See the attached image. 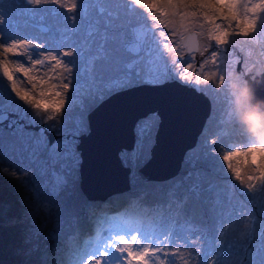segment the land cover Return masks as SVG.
<instances>
[{
  "label": "snow or ice",
  "instance_id": "1",
  "mask_svg": "<svg viewBox=\"0 0 264 264\" xmlns=\"http://www.w3.org/2000/svg\"><path fill=\"white\" fill-rule=\"evenodd\" d=\"M7 2L0 0V76L15 98L31 110V114L25 112L21 116L16 113V120H9L8 113L0 105V124L8 121V127L13 132L32 124H41V132L51 131L58 137L55 144L46 145L45 150L49 153L46 160L38 161L36 154L30 153L28 164L21 167L19 164L6 165L0 159V177L14 182V186H9L12 188L10 194L0 192V220L19 229L18 252L24 256L39 255L38 247L33 245L39 246L50 239L44 224L48 220L47 213H51V206L56 203L45 197L32 176L38 174L45 178L44 187H50L58 199L63 193L83 197L78 189L79 158L75 145L93 131L92 101L103 102L134 87L157 90L179 84L203 93L206 89L199 86L212 85L222 89L232 79L243 86L249 76L252 79L256 77L252 69L245 68L226 81L225 75L220 73V58L227 55L233 37H248L258 28H264V0H127L125 6L139 10L144 17L151 37L154 34L159 38V46L164 53L162 66L159 58H154L152 43L146 45L139 32L134 33L131 26L123 24L117 11L104 6L106 0H79V3L70 0L68 4L64 0H24L27 5L53 4L65 10L64 18L69 27L55 43L23 37L5 27L7 17L4 5ZM190 26H198L207 32V46L203 50L195 49L203 58L198 64L192 55L195 41L183 35L191 30ZM181 40L184 41L183 48L178 46ZM49 44L51 50L46 47ZM184 48L188 49L187 53H184ZM33 49L37 50L38 58H33ZM16 57H24L27 62ZM85 59L88 67L81 70L79 62ZM209 64L217 70L203 72ZM84 73L88 77L87 86L81 84ZM259 75L264 80V65ZM77 93L84 96V102L73 118L71 101ZM239 106L242 110L253 111L247 97L239 98ZM151 115L159 119L155 110ZM240 115L241 112L234 107L233 119L244 128ZM248 118L253 122L257 119L255 115ZM33 119L35 123L30 122ZM140 131L150 135L151 129L142 125ZM207 143L208 155L219 157L215 147L219 141L209 138ZM241 158L247 168L244 175L238 167ZM20 159L22 161L23 157ZM119 159L130 173V180L135 181L142 164V153L121 152ZM58 162L60 173L56 170ZM221 162L225 171L230 173V178L238 182L240 195L256 204L261 213L260 218L252 216L253 227L247 230L245 242L228 243L226 255L236 257L237 264H264V141L256 138L251 146H238L235 150L228 147ZM218 197L219 193L211 186L203 187L201 184H192L179 197L174 196L179 202L177 211L180 213L185 212V202H192L209 205V212L219 217L216 207ZM216 225L219 235L223 230L219 227V219ZM115 227L123 230L119 224ZM206 233L207 230L203 239L200 236L194 238L199 243L188 241L191 250L184 258V264H209V258H214L215 264H233L231 260L220 259L225 256L224 241L220 240L216 245L219 250L214 251L213 240ZM142 240L130 231L126 234L117 231L116 237L108 236L98 241L95 248L84 249L78 256V264H176L179 252L167 249L166 245L172 243V238L166 231L159 234L145 232ZM30 264H57V260L54 256L49 260L45 252L42 260L30 261Z\"/></svg>",
  "mask_w": 264,
  "mask_h": 264
},
{
  "label": "rangeland",
  "instance_id": "2",
  "mask_svg": "<svg viewBox=\"0 0 264 264\" xmlns=\"http://www.w3.org/2000/svg\"><path fill=\"white\" fill-rule=\"evenodd\" d=\"M77 2L79 3V0H77ZM64 3L68 4L70 0H64ZM126 3L127 0H106L104 6L117 11L121 22L125 25H128L132 21L145 24L144 17L140 11L130 6L126 7ZM4 11L7 17L5 27L18 32L23 37H35L39 41L45 43H55L59 41L65 29L69 27L68 22L64 18L65 10L58 5L41 4L35 6L27 5L24 3V0H19V2H17V0H8L4 5ZM90 12L94 13V10L90 9ZM44 26L46 30H40L39 27ZM190 28L191 30L189 32H184L183 35L185 36L191 32L195 33L197 41L196 48L203 50L208 44L206 29L202 30L198 26H190ZM141 29H143V27H141ZM180 31L183 32L182 29ZM232 40L233 43L228 47L227 55L220 58V73L225 75L226 81L229 77L239 75L245 68L250 69L253 66H256L257 73H259L262 65H264V28H258L257 32L250 34L248 37H233ZM144 42L146 45L152 43L154 58H159L162 66L164 63V53L159 46V38L155 37L154 34L151 37V33L146 30ZM178 46L183 48L179 42ZM46 47L51 50L50 44L46 45ZM41 51H43V49H41ZM184 53H182V55ZM144 54L146 53H142V55ZM32 55L33 58H38L36 49L32 50ZM192 55L195 56L197 64L203 59L198 52L192 53ZM205 56H207V53H205ZM15 59L24 61V57H16ZM79 64L81 70L88 67L87 59L80 61ZM216 70L215 67L209 64L203 69V72L211 73ZM189 74L192 73L189 72ZM87 83V73H84L81 77V84L87 86ZM199 87L206 89L203 93H205L211 101L212 113L207 118L209 125L204 127V132L198 136L196 145L193 149L186 152L181 162L180 169L176 174L178 175L180 173V180L176 183H171V178L163 181H153L169 182L171 187L167 191L164 189V191L157 185L149 187L146 183L140 182L138 179L141 178L138 174L137 179L131 181L129 173L127 187L129 190L136 191V196L140 198V206L144 205L147 208L159 207V205L162 206L161 211L166 212L165 217H167V219L165 222H161L158 225L159 233L166 231L169 237V234H171L175 228L177 229L175 234H180L181 237H175L174 234L173 237H170L172 238V243L166 245L168 250H177L179 252V255L175 258L176 264H184V260L180 259V257L184 258L185 251L188 247L181 239L182 232L180 230L182 227L187 228V233H191L192 243H199L200 241L194 238L200 236V238L203 239L204 231L207 230L206 234L213 240L214 251L219 250L216 245L220 240H223L225 256L220 259L231 260L233 264H237L236 257H228L226 255L227 244L231 242H236L237 244L245 242L247 230L253 227L252 216L255 215L260 218L261 213L257 205L251 200L248 199V202L254 204L252 209H250V205L244 204V197L239 193L238 182L230 178V173L225 171L221 161L222 155L226 152L228 147L235 150V147L238 146H251V143L256 138L249 133L245 134V126L241 128L234 121L232 112L234 107L236 108L237 106L234 103L235 95L233 96V92L229 85L222 89H216L212 85H202ZM71 102L73 104L71 115L74 118L78 115L79 106L84 102V96L81 93H77ZM98 102V100L92 101V103L95 104ZM0 105H2L4 111L8 113L9 120H16V113H20L21 116H23L25 112L31 114V110L28 109L23 102L15 98L3 77L0 78ZM256 114L258 116H264V114L257 111ZM30 122L35 123V119ZM18 123L23 124L24 121H19ZM157 123L158 120L150 114L147 118L140 120L134 128L135 145L130 151L142 153V162L144 163L150 156V149L154 143ZM233 123L236 125L234 126ZM142 125L150 127V135L141 134L140 128ZM41 127V124H32L23 130L17 129V131L13 132L8 127V121H4L0 124V147L3 148V151L0 152V159H2L3 163L6 165L19 164V166L23 167L28 164V156L30 153H35L38 161L48 159L49 153L45 150V147L46 145L53 144L58 137L51 131L47 133L41 132ZM51 136H53L52 140L50 139ZM209 138L219 141L215 146L220 153L219 157H210L208 155L209 145L207 141ZM76 145L75 152L79 158L80 164V154L76 149ZM121 152L127 151L123 150ZM21 156L23 157L22 161L20 159ZM144 163L141 164V167ZM238 167H240L242 175L247 173V168L243 164V158H241V163ZM56 170L58 173L61 172L59 162L56 165ZM166 175H169V173L164 171V175L161 176ZM77 178L79 180V173H77ZM32 179L34 183H37L41 187L42 192L48 200L56 201V203L51 206V213H47V209H45V212L48 214V220L45 222L44 228L46 233L50 235V239L39 246L33 245V247H38L39 255L35 253L37 261L42 260L46 252L49 260L52 259L53 256L56 258L57 264L74 263L78 254L84 250L82 247L86 243L89 244L91 234L95 229L98 228L101 223L105 224L108 221L110 222L112 212L97 206L96 203L92 205L91 202L87 200V196H85L86 200L84 204L78 208L74 203L77 197L70 196L68 193H63L58 199L57 195L51 191L50 187H44L43 180L45 178L40 177L38 174H34ZM48 179L50 180V177ZM192 184H201L203 187L211 186L216 193H219V203L223 201L226 205L224 208L222 207L225 215L223 214L221 218L220 216L217 217L214 212H209V205H201L192 202H185L184 213L178 212L177 208L179 207V202L174 196L179 197L180 194ZM10 185L14 186V182H11L6 177H0V192L10 194L12 191V188L9 187ZM88 195L92 196L91 193H88ZM112 196L113 195L109 196V200H112ZM221 196H223V199H220ZM105 202L114 203L115 201ZM237 213H239V215H237ZM217 219L220 221L219 227L223 229L219 235H217ZM189 229H193L195 232L193 236V231H189ZM71 235L75 238L69 242ZM185 236L186 234H183V237ZM206 243L207 241L205 240V244ZM67 247H69V250ZM190 250L191 248H189L185 257L188 256ZM209 264H215V259L209 258Z\"/></svg>",
  "mask_w": 264,
  "mask_h": 264
},
{
  "label": "water",
  "instance_id": "3",
  "mask_svg": "<svg viewBox=\"0 0 264 264\" xmlns=\"http://www.w3.org/2000/svg\"><path fill=\"white\" fill-rule=\"evenodd\" d=\"M127 26H131L134 33L139 32L144 40L147 29L143 23L132 21ZM39 28L46 30L45 27ZM184 37L195 41L192 52L195 53V33L191 32ZM135 38L134 36L133 39ZM178 42L184 46L183 40ZM184 52L187 53L188 49L184 48ZM250 69L256 74L255 79L251 76L247 79L252 92L250 106L259 111L261 105L258 102L264 101V80L257 73L256 66ZM153 110L159 114L154 143L148 160L139 168L137 174L144 181H163L178 173L186 152L193 149L198 136L203 134L204 124L211 111V102L205 93L179 84L157 90L134 87L98 102L92 114L93 131L79 139L76 145L81 159L78 170L79 184L86 196L89 188L84 181L88 173L91 174L100 155L113 160L115 158L117 165L128 178L129 172L121 164L119 153L123 150L130 151L134 147L136 124L152 114ZM50 139L52 140L53 136ZM164 171L169 175L161 176Z\"/></svg>",
  "mask_w": 264,
  "mask_h": 264
},
{
  "label": "bare ground",
  "instance_id": "4",
  "mask_svg": "<svg viewBox=\"0 0 264 264\" xmlns=\"http://www.w3.org/2000/svg\"><path fill=\"white\" fill-rule=\"evenodd\" d=\"M1 77L2 76H0V78ZM260 105L261 108L257 112L264 114V106L263 104ZM119 142L120 141H118V144ZM55 143L56 141H54L53 144ZM127 182L128 179L125 177V172L121 170L119 165H117L115 158L113 160V158L109 159L105 155L99 156L97 162L94 164L91 174L89 175L88 173V176L84 181V184H86V186L88 185L87 188H89V193L92 194V196H87V200L91 202L92 205L93 203H96L97 206L112 212V216L110 222L108 221L105 224L101 223V225L95 229V231L91 234L89 244L86 243L82 247L83 249L87 248L88 250H91L96 247L98 241L107 239L108 236L116 237L117 231H119V234H126L130 231L131 234L141 237V242H143L142 236L145 232L149 234H159L158 225L161 222H165L167 219V217H165L166 212L161 211V205H159V207L151 208H147L144 205L140 206V198L136 196V191L129 190ZM110 195H113L111 197L112 200H109ZM220 199H223V196H221ZM105 201H115L116 203H109ZM243 202L246 205H250V209L253 208L254 204L248 202L247 198L244 197ZM224 206L226 205L223 201H220V203L216 205L220 212V218L223 214L225 215V212L223 211ZM117 224H119L123 230L116 229L115 226ZM180 231L182 232L181 239L183 240V243L188 245L187 250L185 251L186 255L190 248L188 241L191 240V233H187V228L185 227H182ZM175 232H177L176 228L171 232V234H169V237H173ZM194 233L195 232L193 231L192 236ZM183 234H186V236L183 237ZM174 236L178 238L181 237L180 234L177 233ZM74 238L75 237L71 235L69 242H71ZM67 248L69 250V247ZM78 256L74 260V263L70 262L68 264H78ZM184 258L180 257L182 260H184Z\"/></svg>",
  "mask_w": 264,
  "mask_h": 264
},
{
  "label": "trees",
  "instance_id": "5",
  "mask_svg": "<svg viewBox=\"0 0 264 264\" xmlns=\"http://www.w3.org/2000/svg\"><path fill=\"white\" fill-rule=\"evenodd\" d=\"M93 105L95 106L96 104L93 103ZM210 113H212V108ZM233 124L234 126L236 125L235 123ZM207 125H209V121L206 120L205 127ZM179 175L180 173L174 176L173 178H171L172 182L171 181L170 182L176 183L177 181H179L181 178V176ZM138 180H140V182L142 183H146V185H148L149 187H153L157 185L161 188V190L165 189L167 191L171 187V185H169V182L168 183L153 182V181L146 182L142 179H138ZM79 181L80 180H78V189L79 192H82ZM85 200L86 197L83 194V197H77L74 200V203L79 208L82 204H84ZM19 239H20L19 229L15 225L6 224L3 220H0V264H30V261H37L35 253L30 257L19 254L18 252L20 248Z\"/></svg>",
  "mask_w": 264,
  "mask_h": 264
},
{
  "label": "clouds",
  "instance_id": "6",
  "mask_svg": "<svg viewBox=\"0 0 264 264\" xmlns=\"http://www.w3.org/2000/svg\"><path fill=\"white\" fill-rule=\"evenodd\" d=\"M229 87L232 92L235 93L236 108L241 112L240 120L244 124L247 132L258 140L264 141V116H258L255 108L251 107L253 111H245L240 109L239 106V98L241 96L247 97L249 100L252 99V92L247 82H245L243 86H240L237 85L234 79H232L229 82ZM258 103L264 104V101ZM250 115H255L257 117L255 122L248 118Z\"/></svg>",
  "mask_w": 264,
  "mask_h": 264
}]
</instances>
